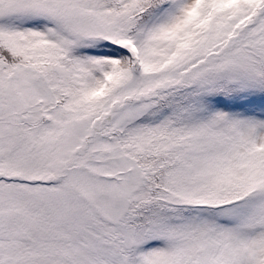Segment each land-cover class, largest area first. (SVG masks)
<instances>
[{"label":"snow or ice","instance_id":"obj_1","mask_svg":"<svg viewBox=\"0 0 264 264\" xmlns=\"http://www.w3.org/2000/svg\"><path fill=\"white\" fill-rule=\"evenodd\" d=\"M0 264H264V0H0Z\"/></svg>","mask_w":264,"mask_h":264}]
</instances>
